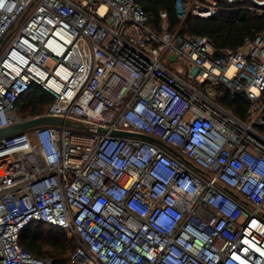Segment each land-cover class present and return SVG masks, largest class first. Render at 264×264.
<instances>
[{"label":"built area","instance_id":"1","mask_svg":"<svg viewBox=\"0 0 264 264\" xmlns=\"http://www.w3.org/2000/svg\"><path fill=\"white\" fill-rule=\"evenodd\" d=\"M174 8L159 31L137 0H0V129L38 117L16 110L34 86L87 127L0 139V264H53L20 243L36 224L69 264H264V28L224 49L182 30L264 0Z\"/></svg>","mask_w":264,"mask_h":264},{"label":"trees","instance_id":"2","mask_svg":"<svg viewBox=\"0 0 264 264\" xmlns=\"http://www.w3.org/2000/svg\"><path fill=\"white\" fill-rule=\"evenodd\" d=\"M175 0H137L149 16V22L157 30L162 29L160 13H168V26L176 31L180 20L174 8ZM264 28V16H256L244 10H223L217 17L198 19L189 17L183 32L208 36L218 48H238L247 39L254 38ZM40 93V95H39ZM51 97L38 87H32L30 92L16 102V110L23 118L41 116L47 113ZM244 107V103H240ZM241 107V108H242ZM240 114L239 109L234 110ZM21 245L42 258H50L53 264H69L75 245L73 239L59 230L36 224L25 229L20 237Z\"/></svg>","mask_w":264,"mask_h":264},{"label":"water","instance_id":"3","mask_svg":"<svg viewBox=\"0 0 264 264\" xmlns=\"http://www.w3.org/2000/svg\"><path fill=\"white\" fill-rule=\"evenodd\" d=\"M9 37L10 36H8L2 42L1 47H0V51H1L2 47L4 46V44L6 43V41L9 39ZM45 125L68 126V127L78 128V129L87 128L85 125L78 123V122L71 121V120L60 119V118H57L54 116H47V115L46 116H38V117L33 118L31 120H26V121H23L21 123L0 129V139L7 138V137L14 135V134H17V133H23L27 130L34 128V127L45 126ZM102 131L106 132L105 129ZM112 134L117 135V136H125V137H140V138H144V139H147L149 141L158 143L160 145H164V143H162L161 141H159L157 139H154L152 137L145 136V135H142L139 133L114 130V131H112ZM167 148L170 149L174 154L179 156V154L176 151L172 150L169 147H167ZM226 190L231 192L227 188H226Z\"/></svg>","mask_w":264,"mask_h":264},{"label":"rangeland","instance_id":"4","mask_svg":"<svg viewBox=\"0 0 264 264\" xmlns=\"http://www.w3.org/2000/svg\"><path fill=\"white\" fill-rule=\"evenodd\" d=\"M41 60H45L43 57H41L40 58ZM39 95H40V93H39ZM72 239V238H71ZM73 242H74V244L73 245H75V240L73 239Z\"/></svg>","mask_w":264,"mask_h":264},{"label":"clouds","instance_id":"5","mask_svg":"<svg viewBox=\"0 0 264 264\" xmlns=\"http://www.w3.org/2000/svg\"><path fill=\"white\" fill-rule=\"evenodd\" d=\"M161 222L164 223V224L167 223L165 220H161Z\"/></svg>","mask_w":264,"mask_h":264}]
</instances>
